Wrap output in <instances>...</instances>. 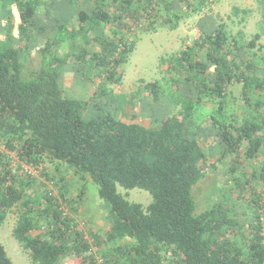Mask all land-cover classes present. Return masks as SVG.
<instances>
[{"label":"trees","instance_id":"1","mask_svg":"<svg viewBox=\"0 0 264 264\" xmlns=\"http://www.w3.org/2000/svg\"><path fill=\"white\" fill-rule=\"evenodd\" d=\"M47 1L0 0V225L16 212L11 234L31 263L97 264L91 243L70 215L77 214L80 202L68 197L70 185L59 176L64 164L79 177L89 176L109 205L104 238L91 235L101 248L102 264H264V199L249 189L246 175L242 180L231 176L234 198L222 196L199 213L191 193L217 160L228 163L224 172L229 175L240 173L244 160L264 155L261 34L245 43L240 32L230 35L224 22L201 16L198 37L170 57L187 95L175 86L174 97L163 98L157 82L144 85L152 100L137 105L150 113L154 127H148L119 116L122 94L113 87L105 90L121 83L134 48L130 37L138 28L155 32L158 24L174 30L179 11L172 1L199 13L216 0H64L60 14L48 10ZM238 11L248 12L233 7ZM30 29L37 34L33 41ZM61 45L67 50L60 51ZM66 71L73 86L92 83L93 94L67 97ZM233 83L241 84L248 105L239 120L224 103ZM205 97L217 106L198 121L195 110ZM21 164L36 174L26 173ZM260 169L252 175L262 185L264 164ZM117 185L144 189L151 202L131 203ZM247 191L253 196L240 211L233 201L244 200ZM63 203L68 213L60 208ZM0 264H14L1 243Z\"/></svg>","mask_w":264,"mask_h":264},{"label":"rangeland","instance_id":"2","mask_svg":"<svg viewBox=\"0 0 264 264\" xmlns=\"http://www.w3.org/2000/svg\"><path fill=\"white\" fill-rule=\"evenodd\" d=\"M172 2L177 8L176 10L179 11L177 27L174 30H168L166 26L158 24L155 32L142 31L141 28L136 29L134 37H130L131 39H134V48L129 54L127 62L124 64V72L120 85H105L107 93H109L113 87L115 94L118 92L122 94V101L117 103V107L123 111L118 113L120 114L119 116L123 117L124 115V117L127 118L132 117L137 122L148 127H154L150 122V113L148 114L140 111L139 106L137 105L141 100L144 102H151L152 100V95H147L144 85L149 82H157L160 95L163 98L165 96L174 97L172 91H175V86L178 89L177 91L180 94L182 93L181 96L187 95L184 88L185 86L180 80V77L171 70L170 57L177 55L185 45L192 43V41L198 37L196 23L205 13H207V15H212L217 22H224L230 35H238L240 32L239 35H241L243 42L246 43L254 33L259 32L261 38L258 41V44L264 43V25L261 24L262 13H264V1L262 0H216L211 8H205L199 13L193 12L190 8H186V3L183 1ZM65 5L67 4L64 0H51L50 4H48L47 1V6L50 7L48 10L53 9L56 12L58 9V14H60V11L64 10L63 6ZM233 7H237L239 10L245 9L248 10V12L245 14L242 11L234 13ZM138 26L141 27V25ZM30 30L31 41H33V35L36 33L34 34L33 29ZM107 32L109 33V31ZM38 36V40L42 41V36ZM65 50H67L66 45H61L60 51ZM22 53L28 54L26 50H23ZM64 54L60 55L64 56ZM247 57L248 54L244 51L243 58L245 59ZM34 59L35 57L31 60ZM209 70L211 71L212 68L209 67ZM31 71V67H29V69L25 71V75L22 74L23 77L25 76V79H29ZM70 73L71 72L66 71L62 78V85L67 86L68 88L69 94L67 97L83 99L85 95L90 96L93 94L95 87L90 82H80L81 84L79 86L71 85L72 75ZM226 92L227 98L224 103L227 112H232L237 116L238 120L241 119V111H244L248 106L241 98V84L233 83L228 85ZM124 94L128 99L127 101H125ZM115 104L116 102L113 103V107ZM215 106H217V101H211L205 97L196 107L194 114L195 118L199 121L203 116L206 115L207 117V114H209ZM128 111L133 112L131 116H129L131 112L129 113ZM126 112H128L129 115H127ZM203 122L205 121L203 120ZM227 164L228 163L224 166L220 160H217L216 168L212 169L209 166L206 167L205 176L192 186L191 193L196 203L195 213L204 211L214 202L215 199H222V196L229 198L232 195V198H234L237 194L235 180L232 178L234 176L240 180L245 179L247 176L246 178L249 179V189L252 191L255 190V193H258L259 197L264 199V183L261 182V185L258 176L252 175L253 173L260 172L261 165L264 164L263 154H260L252 160H244L242 167L240 166L239 168L241 170L240 173L237 172L226 175L224 167L227 168ZM46 166L49 168V171L54 168L53 163L47 162ZM60 169L59 176L64 177V182L70 185L68 197L74 198L80 202L78 204L77 214L70 215L73 216L78 228L83 231L85 238L91 243V250L95 255L96 263L99 264L98 261L102 258V251L101 248L95 244L91 235H97L99 240L104 238L109 223L107 220V213L110 209L109 205L104 199L99 197L98 185L94 183L89 176L84 175L79 177L73 173L72 169L67 168L64 164L60 166ZM34 187L40 189L41 184L37 183ZM52 189L53 192L56 193L57 189L55 187H52ZM81 190H83V192ZM117 191L131 203H140L143 206H146L151 202L150 194L144 189L132 188L126 190L117 185ZM79 192H82L83 194H80V196L78 194ZM251 195L253 196L252 192L247 191L245 192L244 200L234 199L233 202L236 201L237 204L236 209L241 211L240 204L249 201ZM60 208L63 209L65 213H68V208L65 203L61 204ZM244 210L246 213L243 217L244 219H247V215L249 214L247 213L248 208ZM16 219L17 214L13 210L0 225V243L4 246L14 264H32L26 250L17 243L11 234ZM37 232L38 230H35L33 231V234H36ZM74 262L77 261L75 259H68L66 263L70 264Z\"/></svg>","mask_w":264,"mask_h":264},{"label":"built area","instance_id":"3","mask_svg":"<svg viewBox=\"0 0 264 264\" xmlns=\"http://www.w3.org/2000/svg\"><path fill=\"white\" fill-rule=\"evenodd\" d=\"M1 144H0V148H1ZM24 168L25 171H27L26 173H34V169L31 168L29 165H24V164H21ZM263 195H264V191H263ZM99 264H102L103 263V259L100 258L99 261H98Z\"/></svg>","mask_w":264,"mask_h":264}]
</instances>
